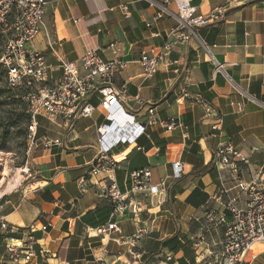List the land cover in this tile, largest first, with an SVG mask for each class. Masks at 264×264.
I'll return each mask as SVG.
<instances>
[{
  "label": "crops",
  "instance_id": "1",
  "mask_svg": "<svg viewBox=\"0 0 264 264\" xmlns=\"http://www.w3.org/2000/svg\"><path fill=\"white\" fill-rule=\"evenodd\" d=\"M45 1V28L28 47L45 55L50 83L62 76L63 61L78 65L89 50L113 58V42L120 44L119 55L132 62L116 79L118 86L125 84L128 97L110 109L121 126L113 127L97 93L89 97L97 108L91 117H40L39 136L60 138L61 144L36 150L37 174L23 176L0 199V214L38 239L36 255L20 264H98L100 258L113 264H163L167 254L175 256L173 264L217 261L231 221L225 202L237 188L232 175L215 164L216 148L229 142L249 155L250 166L242 168L245 180L257 169L264 172L263 0H191L198 15H210L223 5L226 10L212 23L196 25V34L179 42L151 78L143 77L135 60L144 50L158 48L178 25L174 1L168 4L173 14L159 19V8L150 0ZM150 107L161 120L175 117L182 126L145 127ZM128 116L135 121L125 122ZM45 120L47 130L42 129ZM98 127L107 129L104 147L120 157L116 178L131 203L112 237L132 238L145 229L133 246L88 236L89 228L108 223L112 210L110 199L102 196L106 176L89 174L99 148ZM175 162L183 165L179 177H174ZM145 167L151 168L153 183L165 181L156 196L128 192L129 173ZM245 200L240 196L241 205ZM211 210L214 222L207 219ZM172 236L181 242L177 249L155 253L149 248ZM5 243L0 231V264H12ZM254 251L253 264H264V243L256 244Z\"/></svg>",
  "mask_w": 264,
  "mask_h": 264
},
{
  "label": "built area",
  "instance_id": "2",
  "mask_svg": "<svg viewBox=\"0 0 264 264\" xmlns=\"http://www.w3.org/2000/svg\"><path fill=\"white\" fill-rule=\"evenodd\" d=\"M174 1L178 8V25L167 34L166 40L158 48L144 50L135 60L141 65L142 75L151 78L158 71L159 65L167 59L170 51L179 43L189 40L190 34H196V25H206L215 21L225 13L226 5L218 7L207 16L198 15L197 7L191 0H150L159 8L156 18H162L165 14H173L168 9V4ZM230 2H248L250 0H227ZM264 2V0H263ZM47 2L45 0H0V30L8 31L7 40L0 53V65L6 71V80L10 88L23 90L22 96L29 105L31 121L27 128L28 149L43 147L51 149L60 145V138H50L47 135L38 134L40 117L51 121L61 118L72 121L79 117H91L96 111V106L89 101L92 94L100 96V105L110 112L113 127L121 126L117 116L110 110L116 108L120 102L127 99L125 84H116L117 75L126 70L132 61L119 55L120 44H110L113 58L104 59L96 50L87 51L77 64L62 62V76L50 83L46 78V58L42 52L30 49L28 44L33 42L45 28L44 15ZM124 10L127 7L123 6ZM222 68L221 64H218ZM208 114L212 112L207 107ZM119 114V113H118ZM121 118V115L119 114ZM125 122L133 123L134 116L123 118ZM117 121V122H116ZM145 127L160 124L167 130H173L182 126L178 118L161 120L155 108L148 109ZM214 130H219V125H213ZM107 129L98 127L99 148L96 156L89 165V174L97 176L104 174V187L102 196L110 199L112 210L110 220L105 225L89 228L88 236H98L103 240L109 238L119 244L129 242L132 246L141 237L145 229L132 238L126 236L112 237L118 229V218L125 215L131 203L128 195L124 193L117 181L116 171L120 167V157L108 150L102 144ZM214 162L221 170L228 171L236 182L237 193L228 198L225 208L231 214V221L226 227L222 249L215 264H253L257 259L254 247L258 243H264V172L255 170L254 177L247 181L242 176V168L250 166L249 155L244 154L229 142H222L214 152ZM174 177L181 176L184 171L180 162L174 163ZM150 167L134 170L129 173L126 182L129 185L128 192L156 196L164 189L165 181L155 184L152 181ZM246 196L244 205L239 202L240 196ZM1 208V205H0ZM216 214L213 210L207 214L209 221H215ZM47 226L42 230L46 231ZM0 231L6 235V256L12 264H20L29 261L36 255L38 239L32 232L23 231L16 224L9 223L0 214ZM90 232L93 235H90ZM175 256L167 254L163 264H173ZM63 264H70L63 261ZM98 264H113L100 258Z\"/></svg>",
  "mask_w": 264,
  "mask_h": 264
},
{
  "label": "rangeland",
  "instance_id": "3",
  "mask_svg": "<svg viewBox=\"0 0 264 264\" xmlns=\"http://www.w3.org/2000/svg\"><path fill=\"white\" fill-rule=\"evenodd\" d=\"M8 34V31L3 32L0 30V53ZM3 85L2 80L0 81V86ZM20 110L21 108L19 107L13 108L7 104L0 105V145L5 144V146L9 147L8 150L0 149V191L12 184H16L14 185L16 187L20 180L24 178L23 176L36 175V171L39 168L33 157L36 154V150L42 147L33 148L29 151L28 141L25 138L26 121L15 115V112ZM41 124L44 125L42 127L44 130H47V127L50 126L46 120ZM215 260L203 259L199 264H215Z\"/></svg>",
  "mask_w": 264,
  "mask_h": 264
},
{
  "label": "trees",
  "instance_id": "4",
  "mask_svg": "<svg viewBox=\"0 0 264 264\" xmlns=\"http://www.w3.org/2000/svg\"><path fill=\"white\" fill-rule=\"evenodd\" d=\"M3 80V86H0V105L1 104H7L11 105L13 108H21L19 112H15V115L19 116L20 118H23L26 123V130H25V138L27 139V128L28 124L31 121V117L29 114V105L28 102L22 97L24 95L23 90H16L12 89L8 86L7 80H6V71L2 68L0 65V81ZM19 118V119H20ZM14 125H16L14 123ZM0 149H6L8 150L9 147L5 146V144L0 145ZM181 245L180 240L177 238V236H172L171 238H167L164 240H157L156 242H152V244L149 246L152 251L155 253H158L162 248H169V249H177Z\"/></svg>",
  "mask_w": 264,
  "mask_h": 264
},
{
  "label": "bare ground",
  "instance_id": "5",
  "mask_svg": "<svg viewBox=\"0 0 264 264\" xmlns=\"http://www.w3.org/2000/svg\"><path fill=\"white\" fill-rule=\"evenodd\" d=\"M19 182V181H18ZM14 185L16 184H12L10 186H8L7 188L3 189L0 191V199L11 189L14 187Z\"/></svg>",
  "mask_w": 264,
  "mask_h": 264
}]
</instances>
